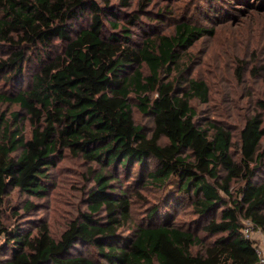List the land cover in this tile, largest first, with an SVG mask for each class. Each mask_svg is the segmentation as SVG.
I'll return each mask as SVG.
<instances>
[{"label":"trees","instance_id":"trees-1","mask_svg":"<svg viewBox=\"0 0 264 264\" xmlns=\"http://www.w3.org/2000/svg\"><path fill=\"white\" fill-rule=\"evenodd\" d=\"M86 14L88 24L77 28ZM117 15L114 5L98 0H0V48L8 52L0 57V78L24 80L29 51L40 61L25 88L0 90V102L19 104L31 126L25 136L19 112L0 116V214L13 188L45 192L48 171L65 150L102 167L88 192L89 213L72 219L58 238L46 223L32 234L0 219V264H264L243 232L246 221L264 230V99L257 101L262 112L244 122L236 158L228 128L195 119L191 100H208L207 82L186 79L180 90L161 76L182 69L181 51L213 29L181 22L174 33L135 47L128 28L107 27L120 26L111 20ZM133 90L141 96L138 107L153 116L151 136L134 121ZM135 163L171 196L163 211L152 208L122 235L130 200L126 190L110 189L109 177ZM187 206L196 216L192 226L166 218V208ZM79 244L95 246L99 258L73 253Z\"/></svg>","mask_w":264,"mask_h":264},{"label":"rangeland","instance_id":"rangeland-1","mask_svg":"<svg viewBox=\"0 0 264 264\" xmlns=\"http://www.w3.org/2000/svg\"><path fill=\"white\" fill-rule=\"evenodd\" d=\"M98 2L117 8L118 15L111 20L120 26L114 28L106 23L107 27L113 31L128 28L135 47H141L148 37L174 33L176 25L181 22L213 29V33L205 34L193 46L181 51L182 69L162 72L161 76L176 80L180 90L187 88L186 79L207 82L210 88L208 100H191L195 119L205 127L216 122L228 128L234 136L232 153L237 158L240 153L239 134L246 118L262 112L257 101L264 99V70L261 69L264 65V0H150L144 6L143 0H129V5L121 4V0ZM133 15L138 21L129 22ZM88 17L90 19L86 14L77 23V28L86 26ZM6 53L5 48H0V57ZM29 54L31 58L25 65L24 80L18 77L10 80L0 78V90L11 93L27 86L40 62L35 50L29 51ZM142 71L145 75L149 74L145 64ZM149 96L153 99L155 94ZM140 98L135 90L130 93L133 118L151 136L154 119L138 107ZM14 112H19V126L23 133L30 136L27 112L15 102H0V116L11 119ZM153 166L150 161L149 170ZM101 168L98 163L65 150L48 171L45 192L37 194L19 188L11 189L5 196L0 219L10 227L21 225L32 234L46 223L51 234L58 238L72 219L89 213L88 192L97 186L96 174ZM112 178L109 177L110 189L126 190L125 195L130 200V220L120 228L122 235L131 233L135 226L145 222L152 208L158 207L163 211L171 196L169 188L154 183L146 172H141L137 163L128 172L120 168ZM166 210V218L179 226L190 227L196 218L189 206L177 211L175 207ZM198 234L203 235L202 231ZM201 248V245H195L193 250L200 251ZM78 252L93 253L99 258L96 247L92 245L79 244L73 250L75 254ZM101 261L109 264L104 259Z\"/></svg>","mask_w":264,"mask_h":264},{"label":"built area","instance_id":"built-area-1","mask_svg":"<svg viewBox=\"0 0 264 264\" xmlns=\"http://www.w3.org/2000/svg\"><path fill=\"white\" fill-rule=\"evenodd\" d=\"M243 232L246 237L252 240L260 262L264 263V230L254 226L252 222L246 221Z\"/></svg>","mask_w":264,"mask_h":264}]
</instances>
